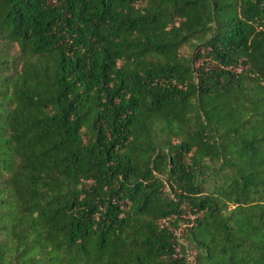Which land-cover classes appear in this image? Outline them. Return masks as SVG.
<instances>
[{"label": "trees", "instance_id": "1", "mask_svg": "<svg viewBox=\"0 0 264 264\" xmlns=\"http://www.w3.org/2000/svg\"><path fill=\"white\" fill-rule=\"evenodd\" d=\"M0 264H264V0H0Z\"/></svg>", "mask_w": 264, "mask_h": 264}]
</instances>
